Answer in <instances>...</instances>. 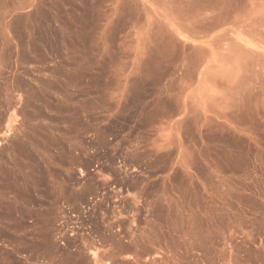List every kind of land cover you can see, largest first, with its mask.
I'll list each match as a JSON object with an SVG mask.
<instances>
[{
  "label": "rangeland",
  "instance_id": "rangeland-1",
  "mask_svg": "<svg viewBox=\"0 0 264 264\" xmlns=\"http://www.w3.org/2000/svg\"><path fill=\"white\" fill-rule=\"evenodd\" d=\"M0 264H264V0H0Z\"/></svg>",
  "mask_w": 264,
  "mask_h": 264
}]
</instances>
